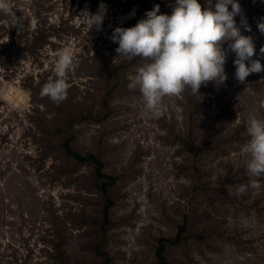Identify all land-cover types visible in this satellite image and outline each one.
<instances>
[{
	"label": "rangeland",
	"instance_id": "374dc122",
	"mask_svg": "<svg viewBox=\"0 0 264 264\" xmlns=\"http://www.w3.org/2000/svg\"><path fill=\"white\" fill-rule=\"evenodd\" d=\"M10 3L18 23L0 13V264H264V175L249 183L243 150L249 113L264 116V70L237 80L228 51L223 83L164 95L153 116L128 87L146 58L119 56L110 35L154 4L170 13L173 0ZM100 3L102 25L88 30L75 15ZM239 3L234 19L259 52L264 0ZM63 47L74 56L55 101L41 86Z\"/></svg>",
	"mask_w": 264,
	"mask_h": 264
},
{
	"label": "clouds",
	"instance_id": "9594fccd",
	"mask_svg": "<svg viewBox=\"0 0 264 264\" xmlns=\"http://www.w3.org/2000/svg\"><path fill=\"white\" fill-rule=\"evenodd\" d=\"M159 8L154 4L134 25L116 26L110 35L119 56L146 58L131 75L128 87H138L149 114L158 116L161 98L178 94L185 86L197 93L202 83H223L227 78L224 65L228 51L234 53L237 80L243 82L250 73L264 70L260 59L264 45L257 52L252 36L243 34L234 19L241 14L239 0H205L203 10L198 0H173L170 13H161ZM0 13L10 17V25L18 23L10 0H0ZM105 14L106 6L100 3L96 12L83 9L75 16L90 30L101 27ZM240 23L250 29L245 17L241 16ZM257 28L264 34V17L257 22ZM254 53L257 58H253ZM73 56L70 47L57 50L54 76L41 86V95L55 101L64 98L68 88L66 73ZM260 104L264 106V98ZM245 130L246 171L249 183L255 186L256 177L264 175V116L249 113Z\"/></svg>",
	"mask_w": 264,
	"mask_h": 264
},
{
	"label": "trees",
	"instance_id": "16d2710c",
	"mask_svg": "<svg viewBox=\"0 0 264 264\" xmlns=\"http://www.w3.org/2000/svg\"><path fill=\"white\" fill-rule=\"evenodd\" d=\"M26 37V36H25ZM43 45H44V43H43ZM36 47V46H35Z\"/></svg>",
	"mask_w": 264,
	"mask_h": 264
}]
</instances>
